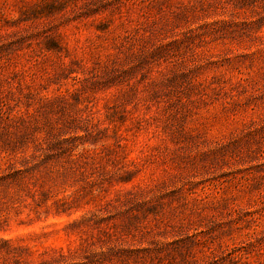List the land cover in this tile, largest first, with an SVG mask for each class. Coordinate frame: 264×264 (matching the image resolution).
<instances>
[{"label":"rangeland","instance_id":"rangeland-1","mask_svg":"<svg viewBox=\"0 0 264 264\" xmlns=\"http://www.w3.org/2000/svg\"><path fill=\"white\" fill-rule=\"evenodd\" d=\"M0 264H264V0H0Z\"/></svg>","mask_w":264,"mask_h":264}]
</instances>
